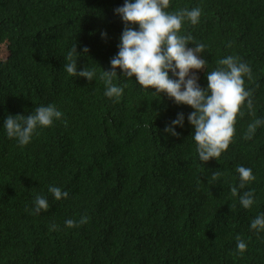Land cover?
I'll list each match as a JSON object with an SVG mask.
<instances>
[{"label":"trees","instance_id":"trees-1","mask_svg":"<svg viewBox=\"0 0 264 264\" xmlns=\"http://www.w3.org/2000/svg\"><path fill=\"white\" fill-rule=\"evenodd\" d=\"M123 3L0 0V264H264V232L249 227L264 213V125L244 138L249 123L264 119V0H170L166 9H202L198 25L181 29L206 45L208 65L196 73L201 88L225 56L252 69L245 87L253 109L242 106L232 143L206 163L191 137L189 106L142 91L119 69L113 82L126 85L122 97L104 96L100 77L118 52L124 24L114 10ZM74 45L77 71L94 70L93 81L64 70ZM47 104L61 120L23 148L6 137L7 115ZM178 113L184 126L171 136L164 129ZM241 165L256 177L239 190H254L247 210L231 193ZM49 186L69 197L55 200ZM36 195L49 204L39 215L31 214ZM82 216L86 224L65 226Z\"/></svg>","mask_w":264,"mask_h":264},{"label":"clouds","instance_id":"clouds-1","mask_svg":"<svg viewBox=\"0 0 264 264\" xmlns=\"http://www.w3.org/2000/svg\"><path fill=\"white\" fill-rule=\"evenodd\" d=\"M170 0H124L121 7L114 10L124 24L120 36L117 54L110 61V71H102L100 77L105 85L104 96L118 102L124 93V87L114 83L117 78L116 69L120 70L121 79L135 78V84L142 91L154 89L155 96L164 93L177 105L189 106L193 111L188 115V123L192 126V140L196 145V153L202 163L221 157L232 143L236 132L237 116L253 109L252 91L245 87V78L252 80L251 67L238 56L228 55L217 61V67L207 72V87L201 88L196 75L204 71L208 62L204 58L206 45L197 42L191 34H181L185 22L192 26L200 23L202 9L184 8L176 12H168ZM132 25H138L133 28ZM106 38L105 32L100 33ZM192 45V47H189ZM83 53L89 50L85 47ZM77 52L74 45L67 53L64 70L72 77H82L93 81L94 70L84 68L77 71ZM171 73V76L169 75ZM63 113L54 105H40L29 115H7L3 121V129L8 139H14L21 148L27 146L38 129L51 127L55 121L61 120ZM264 125V119H255L248 124L245 139H253L257 129ZM184 126V115L178 113L171 124L164 129L171 136H178L176 127ZM239 184L231 188L233 196H239L240 206L247 210L255 203L254 190L244 191L256 177L249 167L237 166ZM219 172L213 174V178ZM48 192L57 201L67 199L69 192L60 187L49 186ZM49 208L48 200L43 195H36L31 214L39 215ZM88 222L82 216L77 223L67 219V228L77 227ZM250 230L264 232V213L257 214L251 221ZM52 231L56 225H52ZM236 248L240 253L246 251L247 245L237 237Z\"/></svg>","mask_w":264,"mask_h":264}]
</instances>
